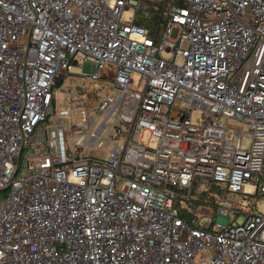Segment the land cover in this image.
<instances>
[{
  "label": "built area",
  "instance_id": "2783aa9c",
  "mask_svg": "<svg viewBox=\"0 0 264 264\" xmlns=\"http://www.w3.org/2000/svg\"><path fill=\"white\" fill-rule=\"evenodd\" d=\"M152 1L0 0V264H264V0Z\"/></svg>",
  "mask_w": 264,
  "mask_h": 264
},
{
  "label": "trees",
  "instance_id": "16d2710c",
  "mask_svg": "<svg viewBox=\"0 0 264 264\" xmlns=\"http://www.w3.org/2000/svg\"><path fill=\"white\" fill-rule=\"evenodd\" d=\"M167 4L168 0H154L152 2H146L144 10H141V12H139L136 16L135 23L147 28L152 36H158L164 20L163 12ZM200 196L203 198L206 194L202 193ZM201 203H203L202 200L194 201V204L196 205Z\"/></svg>",
  "mask_w": 264,
  "mask_h": 264
},
{
  "label": "rangeland",
  "instance_id": "374dc122",
  "mask_svg": "<svg viewBox=\"0 0 264 264\" xmlns=\"http://www.w3.org/2000/svg\"><path fill=\"white\" fill-rule=\"evenodd\" d=\"M78 65H81V60H78ZM75 78V81H81V78L80 77H74ZM67 84H72L70 81H66ZM59 98V94H57V99ZM57 105H59V102L57 103ZM182 106V105H181ZM198 116H199V109L198 108H194L193 110H191V120L196 122L198 120ZM228 126L232 129V130H243L245 131L246 130V127L241 124L240 122L238 121H232V120H228ZM148 138V133L145 132V134L143 135V139L146 140ZM249 143H250V140L246 137H242L241 138V141H240V144H241V147L243 149H248V146H249ZM198 200H202V204H212V201L213 199L211 198H205V197H201L199 196V198H197ZM237 201H240V204L242 206H245L247 205V199H244V198H239L237 195H235V198H233ZM255 208H253L256 212H263L264 211V200L260 199V198H257V202H256V205L253 206ZM243 220V217L242 215L241 216H238L236 218V221L237 223L241 222ZM207 220L204 219L203 222H206Z\"/></svg>",
  "mask_w": 264,
  "mask_h": 264
}]
</instances>
